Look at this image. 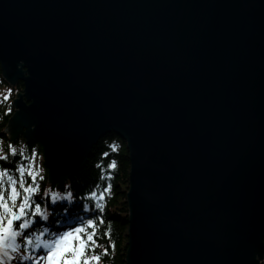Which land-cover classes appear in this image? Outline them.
Wrapping results in <instances>:
<instances>
[{
    "label": "water",
    "instance_id": "water-1",
    "mask_svg": "<svg viewBox=\"0 0 264 264\" xmlns=\"http://www.w3.org/2000/svg\"><path fill=\"white\" fill-rule=\"evenodd\" d=\"M0 67L52 184L127 143V264L264 260V0H0Z\"/></svg>",
    "mask_w": 264,
    "mask_h": 264
},
{
    "label": "snow or ice",
    "instance_id": "snow-or-ice-1",
    "mask_svg": "<svg viewBox=\"0 0 264 264\" xmlns=\"http://www.w3.org/2000/svg\"><path fill=\"white\" fill-rule=\"evenodd\" d=\"M3 99L6 101L9 96ZM8 147L9 154L16 156V148L11 144ZM20 156L28 161L26 166L20 163L13 165L12 170L0 168V264H13V261L16 264H99L97 223H104V207L100 201L111 185L104 187L99 195L89 188L77 197L71 191L41 189L38 181L44 177L36 171L35 152L32 158L24 157L22 152ZM6 160L8 155L0 156V161ZM113 167L115 162L108 165V168ZM58 201H66L71 207H64L68 215L64 221L55 220L61 228L53 230L46 209ZM73 209L85 217L75 218V224L68 222ZM97 213L101 215L97 217ZM102 251L107 256L108 248Z\"/></svg>",
    "mask_w": 264,
    "mask_h": 264
},
{
    "label": "trees",
    "instance_id": "trees-1",
    "mask_svg": "<svg viewBox=\"0 0 264 264\" xmlns=\"http://www.w3.org/2000/svg\"><path fill=\"white\" fill-rule=\"evenodd\" d=\"M23 89L24 84L22 82L14 86L6 82L0 67V156L8 155V160L0 161V168L7 167L12 170L13 165L20 163L26 166L28 161L22 159L20 153L22 152L24 157L32 158V154L35 152L36 171L44 177L43 180L38 181L41 189L56 190L61 193L71 191L73 196L77 197L89 188L96 190L99 195L103 188L110 184V191L105 192L104 199L100 201L104 207L102 213L104 223H97L99 248H97L96 254L101 256L99 264H127V233L130 226L127 192L131 167L127 143L114 133L107 134L96 144L86 166L78 174L64 183L52 184L43 165L42 147L39 144H28L22 135L20 138L13 136L9 129L10 119L15 111L13 101ZM2 90H10L9 100L3 99ZM10 144L16 148V156L9 154L8 146ZM112 162H115V167L108 168ZM13 174L15 173L13 172ZM101 176L104 177V180H100ZM97 184L100 187H95ZM64 207L70 208L71 205L66 201H58L46 209L50 214L48 223L51 224L53 230L61 228L60 224L55 223V220L64 221L65 216L68 215L64 212ZM92 211H95L94 207ZM100 215L97 213V217ZM75 218L85 217L82 212L73 209L68 222L75 224ZM105 232L109 235H104ZM104 248H108L107 256L103 255L102 250ZM26 263L24 262V264ZM13 264L16 262L13 261Z\"/></svg>",
    "mask_w": 264,
    "mask_h": 264
},
{
    "label": "rangeland",
    "instance_id": "rangeland-1",
    "mask_svg": "<svg viewBox=\"0 0 264 264\" xmlns=\"http://www.w3.org/2000/svg\"><path fill=\"white\" fill-rule=\"evenodd\" d=\"M1 95L4 97L5 95H8L9 98L11 96L10 90H2ZM9 100V99H8Z\"/></svg>",
    "mask_w": 264,
    "mask_h": 264
},
{
    "label": "bare ground",
    "instance_id": "bare-ground-1",
    "mask_svg": "<svg viewBox=\"0 0 264 264\" xmlns=\"http://www.w3.org/2000/svg\"><path fill=\"white\" fill-rule=\"evenodd\" d=\"M14 108H15V107H14ZM15 111H16V109H15ZM15 111H14V112H15ZM13 114H14V113H13ZM12 116H13V115H12ZM22 136H23V135H22ZM23 137H24V136H23ZM17 138H20V136H18ZM24 138H25V137H24ZM119 138H120V137H119ZM25 139H26V138H25ZM120 139H121V138H120ZM121 140H122V139H121ZM122 141H124V140H122ZM124 142H125V141H124ZM92 152H93V151H92ZM42 154H43V153H42ZM79 172H80V171H79ZM79 172H78V173H79ZM78 173H77V174H78ZM127 238H128V237H127ZM128 241H129V239H128Z\"/></svg>",
    "mask_w": 264,
    "mask_h": 264
}]
</instances>
